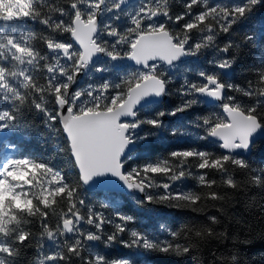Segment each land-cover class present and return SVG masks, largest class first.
<instances>
[{
  "label": "snow or ice",
  "instance_id": "6c2138e0",
  "mask_svg": "<svg viewBox=\"0 0 264 264\" xmlns=\"http://www.w3.org/2000/svg\"><path fill=\"white\" fill-rule=\"evenodd\" d=\"M259 9L264 0H0V264H24L29 249L27 264H140L211 240L236 247L221 217L241 193L264 192V26L241 30ZM37 118L71 175L8 140L41 134ZM187 137L212 147L139 154ZM102 188L204 218L142 229L117 203L90 199ZM256 242L264 230L239 241ZM117 246L130 255L110 259ZM213 255L239 264L235 252Z\"/></svg>",
  "mask_w": 264,
  "mask_h": 264
},
{
  "label": "trees",
  "instance_id": "16d2710c",
  "mask_svg": "<svg viewBox=\"0 0 264 264\" xmlns=\"http://www.w3.org/2000/svg\"><path fill=\"white\" fill-rule=\"evenodd\" d=\"M261 26H264V9H259L255 14L254 19L245 24L241 30L244 31L250 27L259 30ZM35 27L38 30L40 26L37 25ZM63 38L68 42H72V38L69 34H65ZM255 55L256 50L249 49L244 54L243 63L247 64ZM119 63L127 68L131 67L128 63L123 61ZM181 71L183 70L181 69ZM189 76L192 77V74L189 73ZM234 76L237 80H241L243 78L242 70L238 68L234 73ZM93 82H100L99 74L95 76H82L79 86L86 87L89 83ZM175 102V97L167 98L168 105H173ZM168 119L173 125L179 123L175 118ZM35 124L39 126L38 132L41 134L33 133L25 138L9 137L8 140L18 144L21 154L42 160L50 164L52 167L71 175V165L67 156L59 152L58 142L48 138L49 133L44 128L39 118L35 120ZM8 140H5L4 142L7 143ZM187 146L212 147L205 142L196 140L194 137L183 138L179 141L164 139L156 143L144 145L140 149L139 154L155 158L173 147ZM0 151H3L2 147H0ZM257 152L259 153L258 158L264 159V144L257 145ZM188 186H192L191 181L188 182ZM88 195L93 202L109 200L117 203L121 211L128 215H133L136 218L137 227L153 232L159 229L161 223L168 226L169 223L173 222L178 224L184 217L195 216L197 219L204 218L199 214L167 209L159 205L138 207L129 195L117 192L96 190L94 192H89ZM260 205H264V192L259 189H251L248 192L241 193L237 196L235 198V203L229 207L227 215L221 217L223 224L218 228V231H224L227 229L232 237L238 238L236 247L233 246V239L220 242L211 240L207 244L202 245L201 248L192 255L183 258L178 259L172 256L159 254H145L137 257V259L140 261V264H213L214 253L218 256L220 253L227 254L229 252H235L237 253L239 264H264V242H256L252 245L239 243V241H243L250 232L254 234L264 230V211H262ZM209 214L218 213H216L215 209H211ZM34 252V249L28 250L24 264H27L28 259L35 258ZM105 254L108 255L110 259H117L130 255L129 250L121 246L107 249L105 250Z\"/></svg>",
  "mask_w": 264,
  "mask_h": 264
},
{
  "label": "water",
  "instance_id": "95a60500",
  "mask_svg": "<svg viewBox=\"0 0 264 264\" xmlns=\"http://www.w3.org/2000/svg\"><path fill=\"white\" fill-rule=\"evenodd\" d=\"M134 2H135V0H133V3ZM123 62L128 63L130 66H132V62L131 61L124 60ZM81 78H82V76L79 78V83H80ZM98 190H103V191H107V192H114V193L117 192V193H120V194L128 195L126 192H124L122 190H119V189L102 188V189H98Z\"/></svg>",
  "mask_w": 264,
  "mask_h": 264
}]
</instances>
